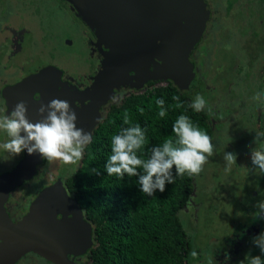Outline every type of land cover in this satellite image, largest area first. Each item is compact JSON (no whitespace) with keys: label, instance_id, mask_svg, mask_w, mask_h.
<instances>
[{"label":"rangeland","instance_id":"rangeland-1","mask_svg":"<svg viewBox=\"0 0 264 264\" xmlns=\"http://www.w3.org/2000/svg\"><path fill=\"white\" fill-rule=\"evenodd\" d=\"M213 1L218 6L220 20L212 33L215 44L210 47V52L225 48L217 54L206 55L205 67L202 66L205 72L199 71L204 78L194 80L186 92L193 99L197 94L204 96L211 108L214 149L196 178L194 196L198 197L197 202L192 200L183 208L182 217L192 232L193 253L197 260L192 264H244L245 253L260 254L259 248L249 242L260 230L252 231L250 225L264 229V220H256L255 212L256 201L264 198V174L251 164V149L261 146L259 141L255 145V132L264 130L263 100L255 95L258 90H264V71L261 73L258 69L264 58V0H234L232 6L228 5V0ZM73 17L56 0H0V84L4 77L18 78L19 68L25 70L31 67L28 64L35 66L53 61L61 67L85 69L89 50L84 40L87 34L82 33ZM253 30L256 35H252ZM25 42L30 49L26 50ZM197 50H202V44ZM234 50L245 67L235 76ZM257 51L263 57L259 62L251 59L256 67H246ZM247 74L252 75L247 77ZM68 78L72 83L78 79L69 74ZM224 113L225 116L220 117ZM226 119L231 123H226ZM219 127L222 129H216ZM6 139L0 131V143ZM225 147L236 153L234 162L222 161ZM0 157L5 158L0 160L2 172L12 167L22 155L8 160L0 151ZM79 162L48 159L31 190L41 189L47 180L53 183L60 178L63 181ZM237 241L244 243L239 245L235 243ZM235 246H238L237 250ZM18 264L37 263L22 259Z\"/></svg>","mask_w":264,"mask_h":264},{"label":"trees","instance_id":"trees-1","mask_svg":"<svg viewBox=\"0 0 264 264\" xmlns=\"http://www.w3.org/2000/svg\"><path fill=\"white\" fill-rule=\"evenodd\" d=\"M57 1L63 8L65 3ZM232 1L228 0L229 6ZM212 10L210 33L219 20L216 5ZM253 32L252 35L257 34L255 30ZM27 48H30L29 45ZM237 59L236 54L234 76L236 70L240 71L235 64ZM251 59L259 62L260 54ZM158 97L165 99L164 106L168 110L163 118L158 116L159 106L155 103ZM173 97H179V100ZM192 100V96L172 81L150 82L149 87L125 94L108 106L92 133L93 142L86 145L83 158L63 179L66 190L82 208L84 219L92 225L93 246L86 252L85 264H192L196 260L192 232L184 223L182 211L192 200L195 204L197 202L198 197L194 196L197 175L177 177L174 184H166L164 192L157 190L149 196L140 191L136 176H109L104 169L111 154V137L121 128L136 123L147 129L143 147L145 159L153 145L168 139L175 140L172 125L180 114L190 116L213 138L214 126L210 116L207 111H193L190 107ZM141 107L143 112L139 111ZM125 113L129 124L124 123ZM220 165L223 166V163ZM262 188L264 190V186ZM258 229L262 230L256 225L255 230ZM235 243L239 244L238 241Z\"/></svg>","mask_w":264,"mask_h":264},{"label":"water","instance_id":"water-1","mask_svg":"<svg viewBox=\"0 0 264 264\" xmlns=\"http://www.w3.org/2000/svg\"><path fill=\"white\" fill-rule=\"evenodd\" d=\"M67 1L75 7L86 24L95 28L97 37L95 42L109 48L108 59L112 63L113 56L128 59L143 42L147 41L150 44L151 39L155 41L157 38L154 33H149V36L146 33L144 37L142 27V20H146L144 13L133 14V7H129L130 4H143L144 0ZM156 1L165 4L167 15H176L182 0ZM174 3L178 4L176 9H173ZM189 5H193V2L189 1ZM193 7H195L193 16L182 38L175 41L172 34L173 37L168 41L162 74L151 76L153 79H171L181 90H188L193 79L192 63L186 52L199 39L205 25L204 16L208 10L203 0H197ZM173 18L165 17L166 23ZM161 22L164 23L162 17ZM60 76L61 71L54 70L52 66L46 67L16 85L6 86L3 94L12 108L17 102V97L21 95L27 105L28 118L36 122L42 119L38 112L40 105L47 104L51 96L59 98L58 92L65 93L66 90L67 97H70V94H79L78 89L68 83H61L63 89H58ZM35 92L39 93L38 98L33 97ZM97 120L98 118L95 123ZM79 121L80 118L77 116L76 122ZM95 123L83 129L91 132ZM41 162V154H28L25 151L10 172L0 174V264H13L29 251L38 253L56 264H76L68 255H82L93 246L92 225L84 219L78 201L68 193L61 179L46 185L38 192L28 212L19 222L14 223L9 219L5 206L9 189L31 177Z\"/></svg>","mask_w":264,"mask_h":264},{"label":"clouds","instance_id":"clouds-1","mask_svg":"<svg viewBox=\"0 0 264 264\" xmlns=\"http://www.w3.org/2000/svg\"><path fill=\"white\" fill-rule=\"evenodd\" d=\"M255 95L264 100V90H258ZM173 99L179 100V97ZM155 103L159 106L158 116L165 117L168 111L164 106L165 99L158 97ZM190 107L195 112L207 111L209 116L213 115L206 99L200 94L191 101ZM27 111L26 102L20 100L11 111L0 114V131L7 137L0 143V151L8 160L25 151L65 163H75L83 158L85 147L93 142V136L77 126V114L69 101L53 98L47 104H41L38 112L42 119L36 122L28 118ZM139 111L144 109L141 107ZM124 123L129 124L127 113ZM146 131L145 127L136 123L114 134L111 137V154L104 169L109 176H136L140 191L149 196L157 190L164 192L166 184H174L177 177L198 175L213 154L212 137L186 114H180L172 125L175 140L168 139L153 145L147 159L143 157ZM253 139L255 145L259 141L261 146L251 149V164L264 174V130L256 131ZM224 157L226 161L234 162L236 153L225 147ZM0 160L5 158L0 157ZM255 209L256 220H264V198L256 201ZM251 242L259 248L260 254L252 255L249 251L242 261L244 264H264V230L252 236Z\"/></svg>","mask_w":264,"mask_h":264},{"label":"flooded vegetation","instance_id":"flooded-vegetation-1","mask_svg":"<svg viewBox=\"0 0 264 264\" xmlns=\"http://www.w3.org/2000/svg\"><path fill=\"white\" fill-rule=\"evenodd\" d=\"M61 1L65 3V5L63 6L64 11H69L70 14L75 17V18L73 17L74 22L78 24L79 27L82 28V33L84 34V32H86L88 36L87 37L84 35L85 36L84 40L89 47L87 53L88 54L87 57L88 64L86 65L87 67L85 69H80L79 66H75L74 68H67L65 66L61 67L58 66L57 63L53 61H48L41 65L37 64L38 67L37 65L34 66V64H28L31 67H27V69L25 70L22 67H20L19 68L20 76L18 78L7 76L1 79L0 112L2 114L11 111L12 109L11 107L12 105L9 106L7 103L6 97L3 94V89L6 86L16 85L18 82H22L24 78L30 76L31 74H34L40 71L41 69H45L46 67H50V66L54 67V70L61 71L60 84L58 85V89H63L62 88L63 84L61 83L64 84L68 83L76 87L79 91V94L76 95L70 94V97L69 96L67 97L66 95V92L68 90H66L65 93L58 92V97L69 101L71 107L75 110L77 116L80 118V121L78 123L76 122L77 126L81 128L85 127L84 129H86L91 125H93L95 123V120L98 118L91 133L94 132L97 125L103 119L108 106L119 101L125 94H128L132 91L145 89L150 86V82L159 84V83H168L172 81L171 79H165V78L163 79H153V78L155 76L161 75L163 72L162 66H163L164 56L166 55L167 46L169 44L168 41L171 37H173L172 34H174L173 38H175L174 39L175 41L179 40L180 38H182L183 33L188 28L189 23L191 21V17L193 16V12L195 10V7H193V5L197 2V0H182L180 6L177 9L178 13H176V15L175 14L167 15V8L164 7L165 4L163 5L156 0H144L143 4H138V3L134 5L130 4L129 7L130 6L133 7V14L139 12L144 13V19H146V20H142V27L144 29L143 31L145 32L144 37H146L145 35L146 33L148 34V36L149 33H154L155 38L156 37L157 38L155 41L151 39L152 43L150 44L147 41L143 42L140 45V47L136 50L134 55H132L128 59H123L120 58L119 56H113L112 61L114 63H112L110 59H108L110 55L109 48H107L103 44L100 45V43L98 45L95 42L97 39L95 28L91 25L86 24L82 20V18L79 15V12L70 2H68L67 0H61ZM189 1H192L193 5H189ZM203 1L206 2V7L208 9L206 15L204 16L205 25L202 32L200 33L199 39L186 52L189 61L192 63L191 71L193 73V79L190 85L194 82V80L196 79L199 80L201 78H204V76L200 74L199 71L202 70L203 73L205 72L203 71L202 66L205 67L204 60L206 58V55L207 54L209 55L210 53L214 54V52L217 54L218 50L223 48L221 47L217 51H215L214 49L213 52L212 50L210 52V47L215 44V41H213L212 39L213 38L212 33L214 31L210 33L209 26L211 24V20L213 19V13H214L212 7L213 5H216V3H214L213 0H203ZM57 3L58 5L60 4L58 1ZM233 3L234 0L232 1L231 6L233 5ZM122 4L128 5L127 3H122ZM161 5H162V9H161ZM177 5H178L177 3H174L175 8L173 9H176ZM216 7L218 8L217 5ZM129 13H131V11H129ZM161 17L163 18L164 23L161 22ZM165 17H169V18L174 17V18L167 24ZM219 20L215 24V27L218 26ZM168 25L171 26V28H169ZM200 44H202V50L198 52L197 47ZM23 45L27 47L28 43L25 42ZM236 54L238 56V59L235 62V64L237 63L236 65L239 66L240 69L241 68L245 69L243 64H241L242 62L240 61L237 52ZM258 54L259 53L257 51L255 55ZM261 54L262 53H260V57L262 58L263 56ZM192 55H194V58L192 57ZM139 56L141 58H138ZM262 60L264 61V58H262ZM262 60L258 65V69L259 68L261 69V73H263L264 71V63H262ZM200 62H202L203 65H201ZM253 64L254 63L251 62V58H250L248 60V63H246L247 65L246 67L248 66L256 67L253 66ZM260 64L261 67H259ZM14 65L18 67L20 66L19 64H14ZM258 69L256 68V73L258 72ZM238 72L241 71L238 70ZM53 73L54 72H52V74ZM65 73L67 74L65 75ZM68 74L74 75V78L75 79L78 78V79H76L75 82L72 83L68 78ZM152 75L154 77H151ZM251 75L252 74H247V77ZM116 82H120V83H116ZM140 83L142 84L141 86L139 85ZM183 91H187V90H183ZM33 97L38 98L39 93L35 92ZM53 98L54 97L51 96L50 100ZM237 98H241V97L237 96ZM20 100H22L21 95L17 97V102ZM240 102L243 103V100L241 99ZM263 105H264V100L261 106ZM225 113L220 117H224ZM231 114L233 115V111H231ZM225 121L226 123L227 121L231 123L230 119L228 120L226 119ZM239 121L240 124H242L241 119H239ZM216 129L220 130L222 128L219 127ZM21 155L23 157V152L21 153ZM21 158L19 160H16L15 163H13V166L10 167L8 170H3L2 172L0 170V174L10 172L18 164ZM47 160L48 159L42 157L41 164L37 166V171L31 177L24 179L20 184H17L15 187L9 189L5 206L9 219L14 223L19 222L24 217V215H26V213L29 210V206L31 202L33 198L37 195V193L41 191L42 188H44L48 183H52L47 180L46 184L43 183V186L40 185L42 186L41 189L35 188L34 191L31 190L32 185L37 184V181L40 177L39 172H41L44 165L47 163ZM24 184L27 185V187L26 186L24 187L23 186ZM17 189L18 191H16ZM250 227L252 231L255 230V227H253L252 225H250ZM86 252L79 256H74L69 254L68 257L72 259L76 264H85V261L87 260ZM22 259H27L28 261H33L36 262L37 264H56L55 262H52L47 258L39 255L38 253L32 251L24 253L13 264L20 263Z\"/></svg>","mask_w":264,"mask_h":264}]
</instances>
